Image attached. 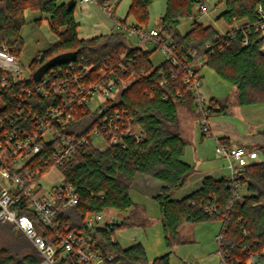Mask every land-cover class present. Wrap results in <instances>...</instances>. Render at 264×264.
Masks as SVG:
<instances>
[{
  "label": "trees",
  "instance_id": "obj_1",
  "mask_svg": "<svg viewBox=\"0 0 264 264\" xmlns=\"http://www.w3.org/2000/svg\"><path fill=\"white\" fill-rule=\"evenodd\" d=\"M155 1L131 0L123 21L132 15L139 28H147L148 7ZM165 1L167 7L159 32L171 41L179 60L190 63V53L197 50L204 56V61L197 66L198 73L206 65L233 84L236 102L240 105L264 103V51L261 49L264 27L260 28L264 25V13L258 11L259 6L264 11V0H209L216 6L225 4L226 9L217 17L231 26L225 33L197 21L182 33L178 29L181 21L196 17V7L205 0ZM76 4L77 0H0V46L7 44L17 57L23 48L21 30L26 10L46 13L51 30L59 37L30 62L29 80L0 92V118L10 117L17 128L32 127L34 114L42 113L52 100L34 94L27 96L20 107L22 101L16 92L33 85L45 74L51 79L66 77L71 66L74 72L81 65L93 66L83 79L87 84L104 82L113 76L130 81L108 105L133 118L135 126L143 131L142 139L127 138L125 147L83 145L77 149L74 157L61 168L64 182L75 185L80 196L79 203L62 214L64 220L81 229L89 212H126L114 228L99 233L104 249L114 253L121 264H171L169 253L149 261L141 242L122 248L118 242L111 241L117 229L146 223L131 196L136 175L144 174L165 183L156 200L169 246L178 238L183 223L220 219L223 241L219 251L224 255L225 264H247L251 252L264 249V144L260 146L263 160L246 165L237 177L243 186L239 198L234 197L235 189L229 177L213 176L204 177L201 186L190 194L173 198V193L195 171L194 165L183 159L187 143L181 133L179 111L186 108L199 117L194 94L184 82L185 68L166 60L155 65L151 57L158 47L153 50L133 47L123 32L111 30L92 38H80ZM68 53L72 56L62 57ZM58 70L61 74H53ZM231 105L227 98H210L208 117L226 115ZM77 110L76 118L62 130L75 136L88 135L98 125V118L85 104L78 105ZM8 127L7 123L0 131ZM220 140L230 145L225 138ZM17 208L20 214L31 216L41 232L46 231L23 202ZM212 208L215 211L211 212ZM20 248L28 249L19 254L6 246L0 248V264L40 262L42 257L34 243L24 242Z\"/></svg>",
  "mask_w": 264,
  "mask_h": 264
},
{
  "label": "built area",
  "instance_id": "obj_2",
  "mask_svg": "<svg viewBox=\"0 0 264 264\" xmlns=\"http://www.w3.org/2000/svg\"><path fill=\"white\" fill-rule=\"evenodd\" d=\"M80 1L99 5L110 17L114 16L118 2ZM198 9L206 13L208 6L201 4ZM258 11L264 13L261 6ZM263 27L261 24L260 28ZM114 31L123 33L130 31L137 34L141 41L155 43V47L161 49L166 61L184 66V82L194 94L203 133L212 135L207 109L209 99L203 93L202 76L197 71V66L204 61L203 54L194 50L190 53L192 61L183 63L176 56L171 41L160 35L158 27L139 28L135 23L128 24L123 19H117ZM244 43H247V39ZM206 47L209 48L210 43H207ZM261 49L264 51V43ZM18 58L10 46L7 44L0 46V92L30 79V67L26 72ZM80 68L78 72H74V67L71 66L66 77L61 79H51L45 74L33 85L16 92V97L22 101L20 107L26 102L27 96L34 94L52 100L42 113L34 114L32 127L17 128L10 117L0 118V127L7 123L10 125L7 130L0 131V221L12 223L18 231L33 241L42 257L38 264H121L114 253L104 249L99 235L102 230L112 229L120 223L121 219H118L115 213L117 211L89 212L84 216L83 227L76 228L70 220H64L62 216L79 203L80 196L76 186L64 182V176L61 184L50 189H44L38 183L50 168L61 171L83 145L100 148L125 147L127 138L136 141L142 139L143 131L135 126L134 119L108 105L109 101L117 99L119 92L125 89L130 81L113 76L104 82L87 84L83 79L93 66L81 65ZM57 73L61 74V71L53 72ZM98 96L102 102L97 109H92L90 102ZM82 104L98 118V125L88 135L75 136L64 132L62 129L76 118L77 106ZM216 152L227 160L229 178L235 189L234 197L239 198L243 186L237 177L246 166L245 158L250 154L252 156L256 154L249 153L245 145L231 146L222 143L220 137H217ZM22 202L46 231L41 232L31 216L20 214L17 206ZM213 211L215 210L212 208L211 212ZM111 241L117 243L114 237H111ZM217 241L221 246L223 234L217 236ZM220 253L221 264H225L222 251ZM247 264H264V249L251 252Z\"/></svg>",
  "mask_w": 264,
  "mask_h": 264
},
{
  "label": "rangeland",
  "instance_id": "obj_3",
  "mask_svg": "<svg viewBox=\"0 0 264 264\" xmlns=\"http://www.w3.org/2000/svg\"><path fill=\"white\" fill-rule=\"evenodd\" d=\"M118 7L115 10L114 16H108L103 9L92 2H83L77 0L75 8V19L78 24V35L80 38L88 39L101 34H106L114 30L115 20L124 19L126 17L131 0H117ZM204 4L208 6V11L202 13L196 7V17L184 19L178 26V29L185 33L188 31L193 22L197 21L203 25H212L220 33H225L229 26L223 19L217 17L223 12L225 4L215 5V2L205 0ZM166 1L156 0L148 7L149 26L148 28L158 27L161 24L162 16L166 11ZM199 7V6H198ZM25 24L21 30L23 38V48L20 54L19 62L24 70L28 72L29 64L33 58L40 52L46 50L51 44L59 40L58 35L50 28L48 15L39 10L25 11ZM126 22L128 24L136 23L132 15ZM237 23L236 25H238ZM128 42L132 46H141L148 50H153L155 43L141 41L137 34L124 31ZM72 54H64L62 57H71ZM152 61L155 65L161 64L165 57L161 49L156 50L152 54ZM202 76L203 88L208 92L213 93L217 98H227L231 101L236 99V88L227 80L221 78L213 69L204 66L200 70ZM102 99L98 96L90 102L92 109H97L101 104ZM184 109V108H183ZM182 110V109H181ZM257 110L256 113H252ZM226 117V118H224ZM223 119L233 121L239 130L247 132L251 136H255L260 130H264V103L253 105L235 104L232 107V113L224 115ZM212 119H218L212 117ZM195 131H188L185 153L183 159L191 164L196 163L198 169H203V161L197 163L196 154L202 157L204 161L220 162V156L216 152L217 137L213 132L212 135H202L203 130L198 123L194 124ZM194 135V137H193ZM200 150V153H197ZM63 182V175L59 169L50 168L46 174L39 179V184L44 189H50L53 186ZM187 188L181 189L175 197H181L186 194ZM131 196L134 202L143 203V196L136 194L131 190ZM135 202V203H136ZM147 219L143 226H130L123 229H117L114 237L122 248H127L135 242H142L145 246L146 254L149 261L154 258L169 253L171 264H221V253L219 251V243L217 236L221 233L223 221L220 219L209 220L205 222L190 223L185 222L180 227L178 238L172 245H168L165 237L161 209L159 202L156 199H148L146 203ZM117 211V210H115ZM118 219H122L126 212H115ZM142 214V213H141ZM143 216V215H142ZM144 218V216H143ZM136 236V239H134ZM24 242L27 245H32L33 241L26 235H22L14 225L10 222L0 221V248L9 247L13 252L22 254L23 250L28 248H20ZM20 245V246H19Z\"/></svg>",
  "mask_w": 264,
  "mask_h": 264
},
{
  "label": "crops",
  "instance_id": "obj_4",
  "mask_svg": "<svg viewBox=\"0 0 264 264\" xmlns=\"http://www.w3.org/2000/svg\"><path fill=\"white\" fill-rule=\"evenodd\" d=\"M118 3L119 2H117L116 4V9L118 7ZM202 90L208 99L212 97H216L213 93L205 90L203 86H202ZM230 102H232V105L226 115H229V113H232L233 105L237 104L236 99L235 101L230 100ZM252 105L256 107L257 104H252ZM256 111L257 110H254L253 112H251V114L256 113ZM179 117H180V128H181L182 136L184 137L185 140H187L188 131H195L194 124L196 125L198 123L200 124L199 117H197L195 113H193L191 110L186 109V108L179 111ZM215 117L218 119H212V120L210 119V126H211L212 132L215 133L216 137L225 138L226 141H228L231 146L245 145L249 153L256 154V156H252L250 154L245 158L246 165L256 163V162L263 160V154L260 150V146L264 144V137L262 135V131L264 130H260L259 133H257L255 136H251L247 132L239 130L233 121L223 119L222 117H224V115L215 116ZM202 135L204 136L205 134L202 133ZM196 152L200 153V150L198 152V149H197ZM220 159H221L220 162L218 161L207 162V161H204L202 157L200 156L198 157V154H196L197 163L200 164L202 160L203 161L202 164L203 166H205V168L198 169L197 164L194 163L193 165L195 167V171L191 174L187 183L182 188L177 189L174 194H176L183 188L188 189L187 193L183 194V196L178 197V198L175 197V195H173V198L179 199V198H182L190 194L191 192H193L194 190H196L197 188L201 186V182L203 178L206 176H213L215 178L229 177L230 169L228 166V162L225 158L221 156H220ZM164 185L165 183L163 181L156 179L154 177L147 176L144 174L136 175L134 182H133L132 190L136 194H141L143 196V199H144L143 203L136 202V201L135 202L139 206L140 212L144 216L145 220L148 217L147 207H146L147 200L156 199L157 195L159 194V192L161 191ZM134 239H136V236H134Z\"/></svg>",
  "mask_w": 264,
  "mask_h": 264
}]
</instances>
